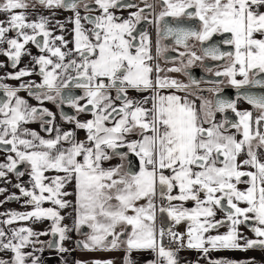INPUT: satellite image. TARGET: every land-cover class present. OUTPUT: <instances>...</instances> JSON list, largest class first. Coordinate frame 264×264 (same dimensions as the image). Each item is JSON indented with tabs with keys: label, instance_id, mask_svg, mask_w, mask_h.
Returning <instances> with one entry per match:
<instances>
[{
	"label": "snow or ice",
	"instance_id": "6c2138e0",
	"mask_svg": "<svg viewBox=\"0 0 264 264\" xmlns=\"http://www.w3.org/2000/svg\"><path fill=\"white\" fill-rule=\"evenodd\" d=\"M143 2L146 8H153L147 0ZM37 3L74 13L70 22L74 24L75 46L68 51L56 46L55 41L64 47L68 41L63 36L52 38L47 28L48 17L39 16L29 21L23 11L29 7L26 0H0V13L7 15L6 21L0 20V45H7L6 49L0 48V55L6 56L16 68L22 55H31L25 49L28 43L34 44L41 53L33 57L40 83L29 81L17 88L0 83V92L6 97L0 101V147L8 153L6 162L0 163V178L8 173L20 178L25 172L18 167L26 165L31 189L19 183L15 187L22 197L28 198L25 205L33 209L6 213L8 219L0 223L11 225L15 221L32 219L49 220L51 225L50 231L39 233L27 227L12 228L8 232L0 228V252L12 253L10 260L0 259V264H28L29 260L31 264H39L33 252L43 251L42 246L36 248L37 244L44 243L39 240L41 235L58 237L55 242L48 241V246L60 253L67 251L62 242L68 239L67 233L72 229L62 226L64 217L59 210L70 206L65 197L72 193L64 189L72 181H75L76 197L74 228L78 234H83V226L90 229L86 239L77 243V247L84 250L113 251L123 246L128 253L125 264H133L129 259L131 252L150 250L157 259L149 264H178L176 253L163 244L166 236L171 242L200 251L205 256L210 251L264 248V159L261 158L264 132L260 130L264 127V95L239 91L246 86L264 89V38H256L257 34L264 37V12L259 10L264 8V0H160L163 10L155 18L157 54L161 51V37H171L176 45L186 49L179 56L187 57V63L182 59L180 67L169 71L182 72L205 57L225 60L223 71L215 72V76L226 77L228 84L238 90L237 99L245 100L258 110L255 119L251 111H239L236 100L218 95L208 99L193 92L191 94L198 95L201 101L197 108L187 97L162 95L157 91L165 88L190 90L199 82L191 77L189 84L162 79L159 66L155 68V80L152 79L154 69L146 62L153 59L147 34L141 33L139 45L133 43L136 24L147 20L144 9L118 22L120 18L109 10L134 5H121L119 0H37ZM92 3L98 7H90ZM81 6L86 12L99 10L100 15L82 17L78 11ZM165 17L195 18L200 21V27L161 24ZM81 20L92 27L85 29ZM60 27L63 29L62 24ZM10 31L15 33L12 38L6 35ZM225 33L230 36L222 43L232 46L234 51H221L215 44L204 46L214 35ZM189 40L201 44L203 56L190 50ZM45 52L49 55L45 56ZM73 52L78 59L70 58ZM32 74L24 68L0 79L19 80ZM212 83L219 85L223 81ZM73 88L84 89V95H73ZM129 89L151 90L153 95L138 101L129 98ZM21 90H27L40 105L49 101L58 108L67 104L77 114L90 113L93 118L81 122L61 111L62 119L86 131V142H77L74 132L55 127L54 114L46 108L30 106L18 95ZM80 100L86 103L81 105ZM149 101L151 107H145ZM227 110L235 113L239 121H230L226 116L220 122L215 120L216 113L224 114ZM37 120L49 138L22 126ZM230 129H235V133H230ZM133 134L139 138L128 140ZM237 134L241 137L239 140ZM64 143L69 146L64 147ZM125 148L127 152L119 151ZM129 153L138 158V171L132 170ZM242 154L246 158L238 161ZM116 156L122 161L120 165L102 167L103 161ZM124 162L129 167L125 168ZM244 168L252 171L242 170ZM47 172L57 175L46 176ZM241 183L248 187L240 190L237 185ZM20 198L11 196L8 199ZM157 198L166 203L157 205ZM141 200L146 203L139 204ZM177 201L180 203H174ZM188 201L194 203L192 208L184 206ZM46 202L53 207H43ZM217 209L224 214V219H215ZM157 211L162 215L166 213L174 224L186 221V233H177L171 227L158 229ZM249 221L256 239H247L238 232V226H248ZM221 227H227V232L206 235ZM118 228L121 230L117 231ZM185 236L186 244H181ZM27 247H32L33 252L23 251ZM93 264L113 262L94 261ZM209 264L239 262L222 259L209 260Z\"/></svg>",
	"mask_w": 264,
	"mask_h": 264
},
{
	"label": "crops",
	"instance_id": "0c3cea01",
	"mask_svg": "<svg viewBox=\"0 0 264 264\" xmlns=\"http://www.w3.org/2000/svg\"><path fill=\"white\" fill-rule=\"evenodd\" d=\"M29 7L23 11L26 12L29 21H35L39 16H45L48 17L50 23L48 24L47 28L52 33V38L54 39L56 36H63L66 41H68V44L66 47L61 46L59 41H55L56 46H60L62 51H68L70 49H74V24L70 21L74 19V13L72 11L63 12L58 8H46V9H37L35 7V4L32 2V0H26ZM261 12H264V8L259 9ZM20 11V10H18ZM0 20H7V15L4 13H0ZM63 25V29H61L60 25ZM30 31V30H29ZM9 38H12V34L9 32L6 34ZM257 39L264 38L260 37L258 34L256 36ZM148 48L150 55L153 57L152 60L146 61L150 66L153 67L154 64V58L157 54V46L153 43V40L148 38L147 41ZM6 48V44L0 45V48ZM25 49L27 52L31 53V55L24 54L21 56L20 62L17 65L16 68H13L11 66V62L8 60L6 56H0V64L4 65L3 67H0V78L6 77L9 73H16L21 69L27 68L29 69L33 74L29 76H24L19 80L16 79H0V82L3 84H6L12 88H17L21 83L27 84L29 81H34L35 83H40L41 78L36 74L37 67L35 65V62L33 60V57L41 55V53L35 49L34 45L32 43H28L25 45ZM74 53V52H73ZM45 56L49 55L47 52L43 53ZM53 60H55V57H52ZM67 62V60H66ZM224 68V67H223ZM223 68L219 71H223ZM178 74H169L170 79L176 80V76ZM179 76V75H178ZM151 77L153 80H155V76L152 73ZM237 79H240L241 77L237 76ZM180 83L185 84V79L181 75L179 76ZM227 79V78H226ZM177 81V80H176ZM226 84L228 86H231L228 84L226 80ZM159 92L162 95H170V94H176L181 97H187L190 101H193L197 108H199V105L201 103L200 99L198 98V95H193L191 90H185V91H177L174 88H165V89H159ZM112 94V93H111ZM18 95L26 100L30 106L37 107L38 101L30 96L26 90H21L18 92ZM140 101H142L145 97V94H140ZM246 102V101H245ZM242 108L241 111H251L253 113V119L257 115H259L258 110L254 109L250 104L243 103L241 104ZM145 107H151V103H148L145 105ZM49 111H51L53 114L56 113V110L54 108L48 107ZM90 113H80L76 117L81 122H85L87 120L92 119ZM215 120L217 122H220L222 120V117L219 113L215 114ZM55 127H58L61 129V131H72L75 133V140L77 142L85 141L87 133L83 129H77L75 127L74 122H63L61 123L57 118L54 119L53 122ZM25 128H28L30 130L36 131L41 137L49 138L48 134L41 129V124L39 120L35 122H31L25 125H22ZM111 126V125H108ZM205 127H208L207 124L204 125ZM230 133H235V129H230ZM52 135L54 136L55 133L53 132ZM237 134L236 138L239 140ZM139 138L138 135L133 134L127 137V139H134ZM64 147H68L69 145L67 143L63 144ZM8 153L3 150L2 147H0V163L6 162V157ZM14 155V154H13ZM246 158L245 154H242L240 157H238V161H242ZM261 158L264 159V155H261ZM80 159V158H78ZM139 164V162H138ZM116 166V163L114 159H110L108 161L102 162V167L104 168H110ZM244 171H252L250 168H244L242 169ZM25 175L20 177L19 180L17 178L13 179L11 176L12 173H8L6 177L0 178V189H4L3 192H0V221H3L5 219H8V217L5 215L9 212H27L32 211L31 206H26L25 201L28 199L27 197H22L21 193L18 188L15 187L16 184H22L24 187L31 189V184L29 183L30 177L27 174V168L24 170ZM46 176H54L57 175L55 172H47L45 173ZM59 175H63V173H59ZM47 183V181H46ZM237 187L240 190H244L248 187L247 184H238ZM65 191L72 193L71 195L65 197L67 201L70 202V206L64 209H60V215L64 217L61 224L62 226H67L68 228L72 229L67 233L68 239L62 242V246L67 249V251L60 253L56 250H51L48 246V241L51 238V235H41L39 236V240L44 242L43 245L37 244L36 248L43 247V251H35L33 252L32 247H27L23 249L25 252H33V255L39 258V264H75L76 258V236H75V228H74V221L76 218L75 213V181H72L70 184H68L65 189ZM173 194H176L175 192ZM219 195V194H217ZM11 196L21 197L19 200H9L8 198ZM139 204L146 203V201L141 200L138 202ZM157 205L160 203H166V201H160L159 198L156 200ZM174 203H180V202H174ZM187 208H192L194 206V203L192 201H188L184 204ZM241 207H245L246 205L240 204ZM43 207H53L50 203H44ZM224 214L217 209L216 210V220L224 219ZM160 224L162 227H164L166 230L167 228L171 227L172 224H174L173 221L169 220L167 218L166 213L160 214L157 211V220L156 225ZM50 225L51 221L49 220H41V221H34L32 219L25 220V221H15L11 225H4L3 223H0V228H3L6 232L9 231V229L12 228H20V227H27L32 229L34 232H46L50 231ZM176 227L179 230H182L183 233H186L187 231V222L182 221L180 224H175ZM227 227H221L217 231L210 232L206 235H217V234H224L227 232ZM238 232L242 234L243 237L247 239H251L249 234H247L244 229L239 225L238 226ZM168 240V237L166 236L163 240V243ZM187 237L185 236L184 240L181 241V244H186ZM241 244H243V240L240 241ZM123 248V247H122ZM176 253V259L178 261V264H209V260H227V261H233V262H239V264H264V248H251L244 251L241 250H219V251H210L207 256H205L202 252L197 251L195 249H189L187 247H179L176 250H173ZM123 253H126L124 250ZM128 255V253H126ZM130 256L136 258L137 264H149L151 261H155L157 259V256L155 253H153L150 250H140V251H133L131 252ZM0 259L4 260H10L11 255L10 252H0ZM28 264H31V260L28 261Z\"/></svg>",
	"mask_w": 264,
	"mask_h": 264
},
{
	"label": "flooded vegetation",
	"instance_id": "af4514ba",
	"mask_svg": "<svg viewBox=\"0 0 264 264\" xmlns=\"http://www.w3.org/2000/svg\"><path fill=\"white\" fill-rule=\"evenodd\" d=\"M32 2L35 4V7L37 9H46V7L40 5L39 3H37V0H32ZM119 3L121 5L123 4H131L134 5L133 7H117V8H111L109 11L112 12L116 17L120 18V21L118 22H122L123 20H127L130 17L131 13L137 12L140 9H144V15L147 16V20H141L138 24H136V29L133 33V35L135 36V40L133 41L134 44L139 45L140 41H141V33H146L148 38H150L151 40H153V43L155 44V46H157V40H158V34H157V25L155 24V18L156 16L159 14L160 11H162L163 9L160 7V0H147V3L152 4L153 8L149 9L145 7V3L143 2V0H119ZM90 7L92 8H97L98 6H96L94 3L90 4ZM63 12H68L70 10H64L63 8H58ZM78 11L80 12V15L83 17L85 15H91V16H95V15H100V11L96 10L93 12H86L83 8V6H81ZM189 11H194L193 9H190ZM148 21H152L151 23H149ZM167 23L170 26H182V27H187V28H193V29H199L200 27V21L198 19H188L185 17H180L179 19L177 18H173V17H165L164 21H161V24ZM81 24L84 26L85 29H89L92 27L91 24L87 23L84 20H81ZM12 36L15 35L14 32H11ZM230 35L225 33L223 35L220 34H216L213 36L211 41H207L205 42L204 46H209L210 44H215L217 45L221 51H231L230 45H225L226 48H224V44L223 46H220L219 44L222 43V40L229 37ZM38 39H43L42 37H38ZM159 44H160V53L156 54L158 56H160V58L165 61L166 63H176L177 67L181 66V60L183 59L184 63H187V57L181 58L179 56L180 52H185L186 49L182 46H178L175 44V40L171 37L164 39V38H160L159 39ZM188 44L190 46V50L192 52L196 51V55L197 56H203V53L201 52V44L198 41L195 40H189ZM34 45V44H33ZM35 49L38 50L36 48V46L34 45ZM5 48V47H4ZM7 48V45H6ZM5 48V49H6ZM39 51V50H38ZM133 53L135 52V49H132ZM0 56H4V55H0ZM70 58H76L78 59V56L73 53V56ZM218 63H220V65H217ZM226 64L225 60H212L211 58L205 57L202 61H196L191 67L185 69L182 72H173L174 74H178L184 77L185 79V84H189L190 80L189 77H191L192 79L198 81V86H192V88L190 89L192 92L198 93L199 95L208 98V99H214L215 95L224 92H227L228 89H236L233 86H228L226 84V77H217L215 76V72L219 71L220 69H222ZM176 68V67H173ZM153 69H154V65H153ZM210 69V71H209ZM37 72H38V67H37ZM187 73V75L185 74ZM72 75H75V73H72ZM176 76V80L179 78V76ZM39 76V75H38ZM40 77V76H39ZM41 78V77H40ZM212 81H223V83H220L219 85L212 83ZM41 82V81H40ZM1 83V82H0ZM65 92H68V89L64 90ZM159 91V89L157 90ZM26 92L28 93V91L26 90ZM71 92L73 95L76 96H83L84 95V89H77V88H73L71 89ZM140 94H145L146 96H152L153 92L151 90L149 91H144V92H139L136 91L134 89H129L128 91V96L129 98L135 99L140 101ZM112 96H115V92L112 91ZM224 99H228V96H226ZM237 98H235L236 100ZM79 103L81 105H84L86 103L85 100H80ZM119 102H117L118 104ZM149 103H151V101H149ZM246 103V102H245ZM37 107H43L48 109V107L50 108H54L56 110V113L54 114V117L57 118L61 123L66 121L64 119L61 118V108L63 109H68L72 112V116L77 117L78 114L75 111V109H73L72 107H70L67 104L61 105L60 108L57 107V105L55 103L49 102V101H45L42 105L38 104ZM67 107V108H65ZM242 105L240 104L239 106H237V109L239 111H241ZM49 110V109H48ZM63 111V110H62ZM232 112L231 110H227ZM80 114V113H79ZM222 117V119H224V114L219 113ZM235 115V113H234ZM236 116V115H235ZM237 117V116H236ZM237 122L239 121V118L237 117ZM45 132V131H44ZM239 138H241L240 136H238ZM138 138H134V139H129V140H136ZM126 149V148H125ZM124 150V149H123ZM122 150V151H123ZM110 151V150H109ZM127 152V149H126ZM131 154V153H129ZM128 154V155H129ZM261 155H264V151L261 152ZM116 166L120 165L122 163L121 159L116 156L113 157ZM138 160V158H137ZM124 166L125 168L128 167V163L124 162ZM27 168L26 165H20L18 167V170L24 171ZM12 178L16 179L17 176L14 175L12 173ZM242 179H247V177H243ZM17 180H19V178H17ZM244 231L249 234V236L251 237V239H256L255 235L253 234V232L250 230V227L252 226L251 221L248 222V226H246L245 224H241L240 225ZM121 229H117V231H120ZM90 231V229H88L86 226H83L81 228V233L83 234H78L77 231L75 230V236H76V248L77 249H83L82 247H77V243L81 241V237L84 234H87ZM80 238V239H78ZM169 239V238H168ZM49 241H52V236L49 239ZM168 240H166L165 242H167ZM164 242V243H165ZM123 247V246H122ZM122 251L124 252V248H121ZM52 250V249H51ZM127 256L126 253H123ZM11 257H12V253H10ZM123 257V256H122ZM129 259L133 262V264H137V260L136 258L129 256ZM77 261H75V264H77ZM122 262V260H121ZM80 264H83L82 262H80ZM123 264H125V256H124V261Z\"/></svg>",
	"mask_w": 264,
	"mask_h": 264
},
{
	"label": "rangeland",
	"instance_id": "374dc122",
	"mask_svg": "<svg viewBox=\"0 0 264 264\" xmlns=\"http://www.w3.org/2000/svg\"><path fill=\"white\" fill-rule=\"evenodd\" d=\"M194 52H196V51H194ZM153 65H154V71H153L154 76L155 77L157 76L155 68H156V66H159V69H160L159 76L162 79L163 78L170 79L168 75L172 74L173 72L169 71V69L173 68V67H177L176 63H166L158 55L155 56ZM177 81L180 82V79L178 78ZM11 176H12V174H11ZM156 226L158 229L162 227L160 224H158ZM171 228L173 231H175L177 233H183L182 230H179L175 224H172ZM118 230H119V228H118ZM78 239H80V238H78ZM85 239H86V234L82 235L81 241H83ZM121 248L117 249V250H113V251H99V250L88 251V250H84V249H78L76 252L77 253L76 258L79 262H82L83 264H93L94 261H112L113 264H123L124 256H126V255L123 254V251ZM121 260H122V262H121Z\"/></svg>",
	"mask_w": 264,
	"mask_h": 264
},
{
	"label": "water",
	"instance_id": "95a60500",
	"mask_svg": "<svg viewBox=\"0 0 264 264\" xmlns=\"http://www.w3.org/2000/svg\"><path fill=\"white\" fill-rule=\"evenodd\" d=\"M230 35V34H229ZM220 46H223V43H220L219 44ZM224 48H226V46H225V44H224ZM229 48H231V51H234V48L232 47V46H230ZM217 65H220V63H218ZM240 92H244V91H247V92H249L250 94H254V95H264V89H260V88H258V87H252V86H246L244 89H240L239 90ZM237 92H238V90L237 89H234V90H232V89H228V91L227 92H222V93H220V94H217L218 95V97L219 98H225L226 96H228V99L229 100H235V98H237ZM217 95H215V97L214 98H216L217 97ZM4 99H6V97H4V94H3V92H0V101H2V100H4ZM243 100V99H242ZM245 101V100H244ZM65 108H67V107H65ZM63 110V112L66 114V115H70V116H72L73 114H72V112L69 110V108L68 109H63V108H61V111ZM225 116L230 120V121H234V122H237V117L234 115V113L233 112H230V111H226L225 113H224V118H225ZM123 149H119V151H121V152H126V149H124L123 151H122ZM128 160H130L131 161V168H132V170L133 171H138V168H139V164H138V160H137V157H135V155L134 154H129L128 155ZM128 167H129V165H128ZM21 171V170H20ZM58 240V237H53L52 236V241H57ZM50 249H52V250H55V248L54 247H51Z\"/></svg>",
	"mask_w": 264,
	"mask_h": 264
},
{
	"label": "built area",
	"instance_id": "2783aa9c",
	"mask_svg": "<svg viewBox=\"0 0 264 264\" xmlns=\"http://www.w3.org/2000/svg\"><path fill=\"white\" fill-rule=\"evenodd\" d=\"M243 103H245V101L244 100H242V99H236V106H239L240 104H243ZM262 132H264V127H262L261 129H260ZM164 244V246H165V248L166 249H170V250H176V249H178L179 247H180V244H177V243H174V242H171L169 239H168V241L167 242H165V243H163Z\"/></svg>",
	"mask_w": 264,
	"mask_h": 264
}]
</instances>
